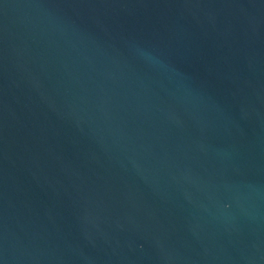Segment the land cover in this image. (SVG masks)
<instances>
[{
	"label": "water",
	"instance_id": "1",
	"mask_svg": "<svg viewBox=\"0 0 264 264\" xmlns=\"http://www.w3.org/2000/svg\"><path fill=\"white\" fill-rule=\"evenodd\" d=\"M0 264H264V0H0Z\"/></svg>",
	"mask_w": 264,
	"mask_h": 264
}]
</instances>
